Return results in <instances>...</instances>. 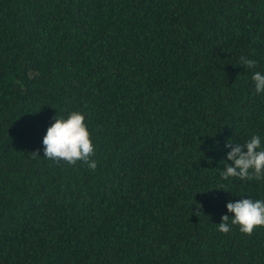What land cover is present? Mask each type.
<instances>
[{
  "label": "trees",
  "instance_id": "1",
  "mask_svg": "<svg viewBox=\"0 0 264 264\" xmlns=\"http://www.w3.org/2000/svg\"><path fill=\"white\" fill-rule=\"evenodd\" d=\"M256 71L264 0H0V264H264V226L216 225L264 199L220 175L227 140L264 142ZM71 111L94 171L44 157Z\"/></svg>",
  "mask_w": 264,
  "mask_h": 264
},
{
  "label": "clouds",
  "instance_id": "2",
  "mask_svg": "<svg viewBox=\"0 0 264 264\" xmlns=\"http://www.w3.org/2000/svg\"><path fill=\"white\" fill-rule=\"evenodd\" d=\"M240 65L251 69L256 66V61L241 56ZM251 79L255 92L264 93V73L253 72ZM42 145L45 159L62 160L68 164L82 161L93 171L97 168V162L90 159L94 155V145L82 112L71 111L67 117L54 116L43 136ZM224 149L226 157L223 160L226 163L220 173L223 179H264V142L261 136L253 134L243 143L229 139ZM225 207L227 214L216 223L219 232L228 233L232 226H239L241 233L251 234L254 228L264 226V199L229 200Z\"/></svg>",
  "mask_w": 264,
  "mask_h": 264
}]
</instances>
